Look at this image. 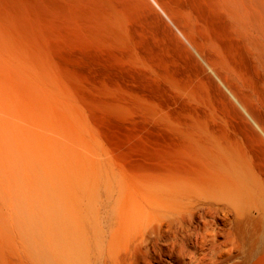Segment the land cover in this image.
Wrapping results in <instances>:
<instances>
[{"label": "rangeland", "instance_id": "1", "mask_svg": "<svg viewBox=\"0 0 264 264\" xmlns=\"http://www.w3.org/2000/svg\"><path fill=\"white\" fill-rule=\"evenodd\" d=\"M71 23L78 27L76 19ZM131 23L138 59L80 37L75 47V58L86 61L76 68L96 78L93 83L109 81L110 93L88 83L100 92H82L72 82L79 80L76 75L67 76L69 81L39 58L34 40L22 37L24 49L17 39H0V264H40L42 240L44 264H69L73 232L77 235L89 214L98 223L115 193H245V215L264 204V163L248 153L250 146L233 122L250 126L264 140L263 131L214 74L215 89L227 104L192 98L186 105H199L216 134L232 140L243 163L246 157L255 169L258 185L246 181L235 165L206 171L192 162V142L184 136L189 115L176 102L177 89L140 59L148 54L145 42H156ZM106 207L114 211L117 204L110 199ZM246 219L245 225L255 224ZM232 258L230 264L238 260Z\"/></svg>", "mask_w": 264, "mask_h": 264}, {"label": "bare ground", "instance_id": "2", "mask_svg": "<svg viewBox=\"0 0 264 264\" xmlns=\"http://www.w3.org/2000/svg\"><path fill=\"white\" fill-rule=\"evenodd\" d=\"M151 1L0 0V39H17L24 49L28 47L23 39L34 40L39 58L66 78L76 75L79 80L72 82L82 92H100L88 83L110 93L109 81L93 83L96 78L76 68L86 64L75 58L77 41L87 39L113 54L119 51L138 59V43L131 31L134 22L156 42L155 46L145 42L148 54L140 59L177 89L176 102L189 115L184 136L192 142V162L206 171L223 172L235 165L246 181L258 185L255 169L246 157L243 163L244 156L234 151L232 140L220 138L201 107L187 106L185 101L220 100L225 106L226 97L213 83L215 74L264 133V0ZM233 124L250 146L248 153L264 163L263 137L246 124ZM138 196L147 201L138 202ZM110 199L117 204L114 211L106 207ZM245 216L255 224L245 225ZM43 246L44 240L40 264H44ZM70 252L69 264H215L219 260L230 264L232 257L238 259L233 264H264V204L245 215V193H115L108 196L98 223L89 214L85 226L77 235L73 232Z\"/></svg>", "mask_w": 264, "mask_h": 264}]
</instances>
